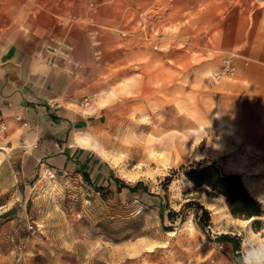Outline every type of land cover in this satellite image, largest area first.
Returning <instances> with one entry per match:
<instances>
[{"label": "rangeland", "instance_id": "374dc122", "mask_svg": "<svg viewBox=\"0 0 264 264\" xmlns=\"http://www.w3.org/2000/svg\"><path fill=\"white\" fill-rule=\"evenodd\" d=\"M210 2L237 3L247 9L239 17L264 8V0H0L1 44L31 27L89 41L96 96L109 110L98 149L116 175L145 183L164 204L119 202L73 172L26 166L20 150L0 154V264H235L250 240H264V216L255 229L254 217L233 216L223 195L184 175L214 164L264 204V152L211 93V82L232 74L223 72L232 55L218 68L207 64L211 54L187 55L188 30L220 10ZM176 31L183 41L171 40ZM190 199L209 211L204 232L183 208ZM168 209L181 213L171 220Z\"/></svg>", "mask_w": 264, "mask_h": 264}, {"label": "crops", "instance_id": "0c3cea01", "mask_svg": "<svg viewBox=\"0 0 264 264\" xmlns=\"http://www.w3.org/2000/svg\"><path fill=\"white\" fill-rule=\"evenodd\" d=\"M209 5L220 10L210 11L209 26L188 30L187 55L198 50L211 54L209 68H218L221 57L232 55V74L211 82V93L225 113L238 115L235 120L248 140L264 152V8L239 17L247 9L237 3L224 9L220 3ZM172 33L171 40H182L177 31ZM83 37L31 27L0 43V122L5 124L0 154L20 150L26 166L39 163L73 172L119 202L140 196L158 204L159 197L143 191L146 187L150 192L145 183L133 189L137 181L116 175L98 149L96 133L109 110L96 96L99 71Z\"/></svg>", "mask_w": 264, "mask_h": 264}, {"label": "trees", "instance_id": "16d2710c", "mask_svg": "<svg viewBox=\"0 0 264 264\" xmlns=\"http://www.w3.org/2000/svg\"><path fill=\"white\" fill-rule=\"evenodd\" d=\"M188 170L184 172V175L193 182L195 186L205 187L212 191L215 195H223L225 197V202L231 214L235 217L240 218H253L252 226L255 229H259L261 225L260 219L258 217L264 216V204L253 197L246 187L244 186L239 175L235 173H224L218 166L214 164H206L202 166L191 167L189 165ZM179 168H185L184 165H180ZM166 181H169V177H165ZM142 182L139 180L133 186V189L137 188ZM144 192H147L151 196L159 197V203L156 204L159 207L164 206L163 198L157 194L149 192L146 187L143 188ZM191 207L193 209V221L195 226L204 232V230L209 226L210 215L206 207H204L198 201L192 199L186 201L183 204V208ZM182 210V209H181ZM181 211H174L168 209L167 215L173 220V216ZM199 212V213H198ZM182 217V215H180ZM220 238L225 240H231L233 236L230 234H221ZM235 264H242L241 261H235Z\"/></svg>", "mask_w": 264, "mask_h": 264}, {"label": "clouds", "instance_id": "9594fccd", "mask_svg": "<svg viewBox=\"0 0 264 264\" xmlns=\"http://www.w3.org/2000/svg\"><path fill=\"white\" fill-rule=\"evenodd\" d=\"M242 264H264V240H250L245 245Z\"/></svg>", "mask_w": 264, "mask_h": 264}, {"label": "built area", "instance_id": "2783aa9c", "mask_svg": "<svg viewBox=\"0 0 264 264\" xmlns=\"http://www.w3.org/2000/svg\"><path fill=\"white\" fill-rule=\"evenodd\" d=\"M225 63V66H224V69H223V72L224 73H230L233 71V66L231 65V62L229 59H225L224 61ZM5 129V124L3 122H0V131L4 130ZM46 169L51 172V168H48L46 167Z\"/></svg>", "mask_w": 264, "mask_h": 264}, {"label": "water", "instance_id": "95a60500", "mask_svg": "<svg viewBox=\"0 0 264 264\" xmlns=\"http://www.w3.org/2000/svg\"><path fill=\"white\" fill-rule=\"evenodd\" d=\"M1 68H2V66L0 65V75H1Z\"/></svg>", "mask_w": 264, "mask_h": 264}]
</instances>
